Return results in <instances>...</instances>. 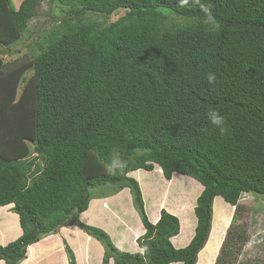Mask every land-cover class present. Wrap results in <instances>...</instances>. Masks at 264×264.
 <instances>
[{
  "label": "trees",
  "instance_id": "trees-1",
  "mask_svg": "<svg viewBox=\"0 0 264 264\" xmlns=\"http://www.w3.org/2000/svg\"><path fill=\"white\" fill-rule=\"evenodd\" d=\"M44 1L15 9L0 0V50L23 38ZM48 1L64 6L65 18L26 54L0 58V207L14 205L22 230L0 245V261L19 264L42 237L76 226L103 247L101 264H195L221 197L236 216L229 225L230 212L214 206L222 220L206 256L211 264L218 251L214 264H236L249 241L235 221L240 194L264 197V0ZM121 9L109 23L85 18ZM170 12L185 23L166 24ZM155 166L166 180L177 173L202 187L194 235L180 249L170 242L178 218L162 209L151 223L128 176ZM125 188L144 228L142 253L121 251L79 220L93 198ZM66 255L76 264L69 246Z\"/></svg>",
  "mask_w": 264,
  "mask_h": 264
},
{
  "label": "crops",
  "instance_id": "crops-1",
  "mask_svg": "<svg viewBox=\"0 0 264 264\" xmlns=\"http://www.w3.org/2000/svg\"><path fill=\"white\" fill-rule=\"evenodd\" d=\"M155 167L150 172L143 171L140 169L138 171L136 170V173H135V178L137 176L136 179L140 185L139 187H140L146 215L148 214L147 215L148 219L153 224H155L158 221L159 216H160V211L162 209L176 216L179 221L180 229H179L178 235L171 238L170 242L172 246L176 249L183 248L190 242V240L192 239L194 235L193 229L196 226V219L194 217H191V214L193 213V211H188V210L189 209L191 210L193 208L194 199L198 196V194H196V197H194L193 200L191 199L192 202L190 203L188 209L185 208V206L176 205L175 206L177 208L176 210L174 209L168 210L167 203L171 202V204L174 205L175 197L177 198V203H178L180 201L179 198L182 196V194H185V192L187 194L190 193V186L193 187L192 186L193 183H191L192 182L191 178L177 174V173H174L170 180H166L163 177L162 172L159 169V167H156V168ZM157 184L159 185V187L157 186ZM175 187L178 189L177 191H174ZM156 188H159V193L158 192L156 193L155 191ZM129 194H130L129 189L125 188L119 193L105 197V198H98L99 196H96V198H93L90 201L88 209L79 215V220L84 224L88 223L89 225H92L95 227L100 226L103 229H105V231L109 234L110 238L114 241L115 246L121 251L130 252V253H142V249L138 246L136 241H137V238L140 237L144 233V228L136 212L131 210L132 206H131V200H130ZM149 197H151V199L153 198L152 201L155 202L153 211H149V204H150ZM156 197L160 198L161 201L156 199ZM124 198H128L130 203L128 202L127 204H125L123 202V200H125ZM220 202H222V204ZM216 204L218 206L222 205L223 206L222 210L227 211L226 209H224L225 203L219 197L215 198L213 207ZM89 216L91 217L88 218ZM15 218L16 220H18L17 216ZM101 219L105 221H101ZM101 222H103V224ZM100 223L102 225L105 224V226L103 227L99 225ZM128 223L129 225H127ZM186 224H187V227H186ZM71 227H73L76 233H74V235H72L71 237L67 236V240L69 243H71V246L75 253L76 263L77 264H101L103 253H104L103 247L95 239L89 240L88 239L89 236H87L85 233L82 232L83 234L87 236V237L85 236L86 239L83 242V239L80 237L82 233L76 226L62 227L59 229V233L55 234V236L50 234V236H47L44 239H40L37 243L29 246L27 248V253H26L27 259L26 260H29V262L31 263L37 261V256H39V254L42 253V250L45 247L49 246V244L44 243L43 240L45 239L48 240L51 236L52 238H56V239H53L54 242L52 243V245L50 244L52 249H54V245L59 240V238L65 237V235H67L68 229H70ZM19 234L21 235V233ZM9 235L10 233H8V237ZM211 236L212 234L210 235V237ZM18 237L19 236L17 234V235L10 237L9 240L14 241ZM70 238H72L71 241H69ZM210 240L211 239L209 238V241L207 244H210ZM0 243L2 245L6 244L2 242ZM207 244L205 248L198 254V257L199 255L200 256L202 255L205 258L204 259L205 264L208 263V257L206 256L207 255L206 251L209 250L208 249L209 245ZM92 248L100 249V252L97 253ZM28 250L32 251L33 253L32 255L34 256V258L29 259ZM212 261H214V259ZM108 264H113V260L110 259ZM171 264H180V263H171ZM197 264H199V261H197ZM211 264H213V262Z\"/></svg>",
  "mask_w": 264,
  "mask_h": 264
},
{
  "label": "rangeland",
  "instance_id": "rangeland-1",
  "mask_svg": "<svg viewBox=\"0 0 264 264\" xmlns=\"http://www.w3.org/2000/svg\"><path fill=\"white\" fill-rule=\"evenodd\" d=\"M21 1L22 0H11L12 6L15 9H17L19 7ZM65 9L66 8L64 6L61 7V5H59V3H57L56 1L52 2V3L48 0L44 1V2H40L38 5V8H37V11H38L37 16L28 22V29H27L28 32L26 31L23 38H20L19 40H17L13 44H11L9 46L2 45L1 50H0V58L3 61L7 62V61L14 60V59L26 54L27 53V51H26L27 45H30L31 41H34V40L37 41L38 35H41L44 32V30L50 29L53 26L58 25L59 20H61L62 18H65V16H66L65 11H64ZM124 13H125V11L122 9L116 11L115 13H113L110 16H103V15H100L97 13H87L85 18H86V20H95V21H98L101 23H105V22L109 23V22L117 20L119 17H122L124 15ZM170 13H172V12H170ZM173 14L174 13H172V15H167L168 18L166 20V24H183V23H185V21L183 19H180V17L179 18L173 17V16H176L175 14L174 15ZM7 50L12 51L10 56L7 54V52H6ZM17 51H19V52H17ZM29 74H30V70L27 71L24 76L27 78ZM21 86H22V84L20 85V87ZM18 91H20V90H18ZM32 156L33 155H31V157ZM39 164L42 165V162H39ZM135 173H136V171L128 173V176L132 177L133 179H135L137 181V179H136L137 176L135 178ZM191 180H192L191 183H193V185H192L193 187L190 186V193L187 194L185 192V194H182V196L179 198L180 201L178 203H177V198L175 197V199H176V202L174 201L175 205H177V206L182 205L188 209L189 205H187L186 201L187 200L191 201V198L193 200V198L196 197V194L199 195L201 193V191H202L201 185L199 183H197L195 180H193V179H191ZM137 183H138V186H140L139 182H137ZM157 186L159 187L158 184H157ZM185 188H187V187H185ZM110 190H111L110 186H105V187H101V188L97 187V188L92 189V193L96 195V194H98L99 191L109 192ZM177 190L178 189L175 187L174 191H177ZM155 191H156V193L157 192L159 193V188H156ZM129 193H130V191H129ZM129 196H130L131 206H132L131 210L136 212L134 205H133V202H132L131 194H129ZM141 197H142V195H141ZM197 197L194 199L193 208L191 210L189 209L188 211H194V207L196 206ZM124 199L125 200H123V202L125 204H127L128 202L130 203L128 198H124ZM185 199H187V200L184 201ZM152 200H153V198L151 199V197H149V201H150L149 211L154 210V206H155L154 203L155 202ZM171 205H172L171 202L167 203V206H168L167 209L168 210H172ZM239 207L243 208L242 209L243 212H242V215L238 216V218H236L235 221L237 224L238 223L239 224L240 223L245 224V227H246L248 235H249V241L243 247L240 256H238V260H237L236 264H246V263L264 264V197H258V198L254 197L253 198V196H251L248 199H243L240 202ZM12 209H13L12 205L0 207V242L6 243L5 245H7L8 243L13 241V240L12 241L9 240L10 237L17 235V234H18V236H20L19 233H22V230L20 231L21 228H19L20 227L19 226V220H16V218H15L17 215L12 211ZM229 209H231V208H229ZM220 212L222 215H225L228 212H231L232 216H234V217L236 216L235 211L233 209H232V211H220ZM136 214L138 215L137 212H136ZM145 214H146V211H145ZM90 217L91 216H89L88 218H90ZM138 217H139V215H138ZM191 217L195 218L194 212L191 214ZM17 218H18V216H17ZM101 221H105V220L101 219ZM101 223L103 224V222H101ZM101 223L99 225L104 227L105 224L102 225ZM87 225H89V224L87 223ZM127 225H129V223ZM186 227H187V224H186ZM97 228L103 229L100 226H97ZM103 230L105 231V229H103ZM193 232H194V229H193ZM8 233H10L9 237H8ZM58 233H59V229L56 233H51V235L55 236V234H58ZM74 233H76V232L73 229V227L68 229L67 235H65V237L59 238V240L54 245V249H52L51 245L54 242L53 239H56V238H52V236H51L49 238L50 240L49 239L43 240L44 243L49 244V246L45 247L42 250L43 254L41 253V254H39V256H37V261L31 263V262H29V260H26L27 258L25 257V259H23L19 264H68V258L66 255V246L67 247L69 246L72 249V251H73V248L71 246V243L68 242L67 236L71 237L72 235H74ZM81 233H82V231H81ZM185 233H187V232H185ZM107 235L109 236L108 233H107ZM47 236H50V234L42 237L41 239H44ZM85 236L86 235L83 233L80 236L83 239V242L86 239ZM109 238H110V236H109ZM223 238H222V240H223ZM88 239L94 240V238H92L90 236L88 237ZM71 240H72V238L69 239V241H71ZM110 240L115 245L114 241L111 238H110ZM89 243H91V242H89ZM221 243H222V241H221ZM221 243L218 245V249L220 248ZM0 245H2V244L0 243ZM5 245H2V246H5ZM93 250L97 253L100 252V249H93ZM103 251H104V249H103ZM28 253H29V259L34 258V256L32 255L33 254L32 251L28 250ZM73 253H74V251H73ZM74 255H75V253H74ZM213 259L215 260L216 256H214ZM198 261L201 262V264H205V260H204V257L202 255L201 256L199 255ZM212 262L214 263V261H212ZM0 263H1V261H0Z\"/></svg>",
  "mask_w": 264,
  "mask_h": 264
},
{
  "label": "clouds",
  "instance_id": "clouds-1",
  "mask_svg": "<svg viewBox=\"0 0 264 264\" xmlns=\"http://www.w3.org/2000/svg\"><path fill=\"white\" fill-rule=\"evenodd\" d=\"M214 78L213 77H209V81L211 82L212 80H213ZM213 116H214V119H213V122L214 123H216V124H219V123H221V119L220 118H217L216 116H215V114H213ZM245 195V196H244ZM251 197V195L250 194H248V193H246V192H242L241 194H240V197H239V199H238V203L240 204V202L243 200V199H248V198H250ZM215 198H217V197H215ZM215 198H214V200H215ZM220 199H222L221 197H219ZM214 200H213V202H214ZM222 201H223V199H222ZM224 202V201H223ZM225 203V205H229L230 207L229 208H231L230 209V211H232V209L235 211V206H232V205H230V204H227L226 202H224ZM12 206H14L13 204H11ZM224 205V209H226L227 211H228V208L226 207ZM220 211H223V210H220ZM220 211H218V213H221ZM194 212V211H193ZM218 213H216V211H214V207H212V217H211V228H210V233H209V237H208V239H207V241H206V244L208 243V241H209V238H210V235L211 234H213L214 232H216V225H218V223L219 224H221L220 222H221V220H222V217H220L219 215H218ZM17 215V214H16ZM18 216V215H17ZM224 216V215H223ZM233 217L234 216H232V214H231V212H230V214H229V219H228V222H229V225L231 224V221L233 220ZM196 218V217H195ZM231 218V219H230ZM19 220V219H18ZM229 225L225 228V230L223 231L224 232V235H223V237L225 236V232H226V230H227V228L229 227ZM196 227V226H195ZM180 229V228H179ZM194 230H195V228H194ZM22 234V233H21ZM17 239V238H16ZM223 241V240H222ZM206 244L204 245V247L199 251V253L205 248V246H206ZM188 245V244H187ZM186 245V246H187ZM221 246V245H220ZM180 249V248H179ZM219 250V249H218ZM27 253V252H26ZM198 253V254H199ZM217 253H218V251H217ZM217 253H216V256H217ZM198 254H197V257H196V263L195 264H197V261H198ZM215 261V260H214ZM173 263H180V262H173ZM171 264V263H170ZM181 264V263H180ZM214 264V263H213Z\"/></svg>",
  "mask_w": 264,
  "mask_h": 264
},
{
  "label": "bare ground",
  "instance_id": "bare-ground-1",
  "mask_svg": "<svg viewBox=\"0 0 264 264\" xmlns=\"http://www.w3.org/2000/svg\"><path fill=\"white\" fill-rule=\"evenodd\" d=\"M85 229V228H84Z\"/></svg>",
  "mask_w": 264,
  "mask_h": 264
},
{
  "label": "built area",
  "instance_id": "built-area-1",
  "mask_svg": "<svg viewBox=\"0 0 264 264\" xmlns=\"http://www.w3.org/2000/svg\"><path fill=\"white\" fill-rule=\"evenodd\" d=\"M245 196V195H244Z\"/></svg>",
  "mask_w": 264,
  "mask_h": 264
}]
</instances>
